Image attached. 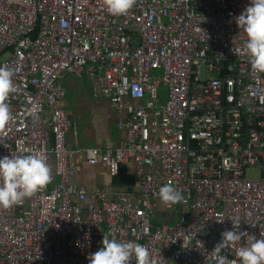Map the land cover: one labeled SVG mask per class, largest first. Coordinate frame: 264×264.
<instances>
[{
	"label": "built area",
	"instance_id": "1",
	"mask_svg": "<svg viewBox=\"0 0 264 264\" xmlns=\"http://www.w3.org/2000/svg\"><path fill=\"white\" fill-rule=\"evenodd\" d=\"M248 4L136 0L113 16L103 0H0V66L14 71L0 157L38 153L52 170L44 189L0 209V264H89L104 237L146 246L149 264H214L221 233L239 221L242 238L223 253L235 264L264 236V74L236 25ZM67 74L122 114L123 144L69 145ZM130 161L138 196L74 182L83 162L116 178ZM166 184L184 198L169 206L173 223L157 221Z\"/></svg>",
	"mask_w": 264,
	"mask_h": 264
},
{
	"label": "clouds",
	"instance_id": "2",
	"mask_svg": "<svg viewBox=\"0 0 264 264\" xmlns=\"http://www.w3.org/2000/svg\"><path fill=\"white\" fill-rule=\"evenodd\" d=\"M136 0H103V6L113 16L126 15ZM236 25L246 36V57L251 70L264 74V0H249L248 6L236 17ZM18 70V69H17ZM14 71L0 66V129L11 119L8 104L5 102L13 90ZM52 179V170L46 157L38 153L0 157V209H8L21 204L44 189ZM165 205L181 204L183 195L172 185L160 187L156 194ZM237 221L231 230L221 233V240L213 249L214 264H234L225 250L231 248L242 238L243 232ZM203 228H197L195 234ZM102 247L88 257L89 264H149L150 250L133 242H118L114 239L102 240ZM235 264H264V236L258 239L252 235L246 245L236 251Z\"/></svg>",
	"mask_w": 264,
	"mask_h": 264
},
{
	"label": "crops",
	"instance_id": "3",
	"mask_svg": "<svg viewBox=\"0 0 264 264\" xmlns=\"http://www.w3.org/2000/svg\"><path fill=\"white\" fill-rule=\"evenodd\" d=\"M84 79L88 81L86 77L79 78L73 74H67L63 78V84L66 88V98L70 106L68 115L73 123V127L68 135L69 145L72 148H105L106 146L117 147L123 144L126 135L118 129L122 114L116 112L108 99L95 95L90 81L88 82L91 84V88L88 89L85 86ZM66 98L64 100L65 106ZM121 169H123V173L120 175V183H117L111 177L106 165L102 163L89 165L83 162L77 170L74 182L77 186H85L90 195L97 190L112 187L117 192L138 196L135 163L133 161L125 163ZM128 177H134L135 179L134 186L131 188L124 182V179ZM162 213L164 221L165 219L166 221H171L169 219L176 221L178 207L170 208L161 204L159 214Z\"/></svg>",
	"mask_w": 264,
	"mask_h": 264
},
{
	"label": "rangeland",
	"instance_id": "4",
	"mask_svg": "<svg viewBox=\"0 0 264 264\" xmlns=\"http://www.w3.org/2000/svg\"><path fill=\"white\" fill-rule=\"evenodd\" d=\"M204 72V71H203ZM157 79H159L162 83V86L165 87L166 86V83L164 82V79H163V71H159L157 70V75H156ZM89 81V80H88ZM87 80L84 79V83H85V86L90 89L91 88V84L88 82ZM67 99V98H66ZM69 103H68V99L66 101V106H65V109L67 110V112H69ZM261 174L260 172L257 170V169H248L247 170V176L248 177H252V178H255V177H259ZM159 215V216H158ZM166 220V219H165ZM171 221H168V222H171L173 223L174 221H172V219H169ZM157 221H164L163 219V213L162 214H157Z\"/></svg>",
	"mask_w": 264,
	"mask_h": 264
},
{
	"label": "trees",
	"instance_id": "5",
	"mask_svg": "<svg viewBox=\"0 0 264 264\" xmlns=\"http://www.w3.org/2000/svg\"><path fill=\"white\" fill-rule=\"evenodd\" d=\"M122 167V166H121ZM121 174L120 175H122V173H123V169H121V172H120ZM115 179V181L117 182V183H120V179H121V177L119 176V177H116V178H114ZM124 182L127 184V185H129V187L131 188V187H133L134 186V182H135V179H134V177H128V178H125L124 179Z\"/></svg>",
	"mask_w": 264,
	"mask_h": 264
}]
</instances>
